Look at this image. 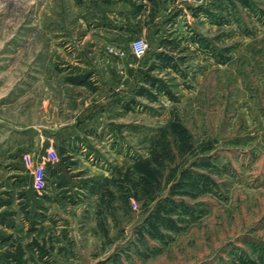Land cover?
Masks as SVG:
<instances>
[{"label": "rangeland", "instance_id": "1", "mask_svg": "<svg viewBox=\"0 0 264 264\" xmlns=\"http://www.w3.org/2000/svg\"><path fill=\"white\" fill-rule=\"evenodd\" d=\"M0 264H264V0H0Z\"/></svg>", "mask_w": 264, "mask_h": 264}, {"label": "built area", "instance_id": "2", "mask_svg": "<svg viewBox=\"0 0 264 264\" xmlns=\"http://www.w3.org/2000/svg\"><path fill=\"white\" fill-rule=\"evenodd\" d=\"M149 49L148 43L144 39H137L131 45V54L137 58L143 57ZM113 51L112 49H110ZM125 54V52H123Z\"/></svg>", "mask_w": 264, "mask_h": 264}, {"label": "crops", "instance_id": "3", "mask_svg": "<svg viewBox=\"0 0 264 264\" xmlns=\"http://www.w3.org/2000/svg\"><path fill=\"white\" fill-rule=\"evenodd\" d=\"M148 26V28H147V31H148V33H149V35H150V33L152 32V26L151 25H147ZM157 29V28H156ZM131 54V53H130ZM82 125H84V123H78L77 124V126H78V128L79 129H81V127H82ZM58 146V145H57Z\"/></svg>", "mask_w": 264, "mask_h": 264}, {"label": "trees", "instance_id": "4", "mask_svg": "<svg viewBox=\"0 0 264 264\" xmlns=\"http://www.w3.org/2000/svg\"><path fill=\"white\" fill-rule=\"evenodd\" d=\"M155 80V79H154Z\"/></svg>", "mask_w": 264, "mask_h": 264}]
</instances>
